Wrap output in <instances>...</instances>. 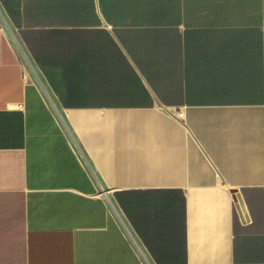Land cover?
I'll list each match as a JSON object with an SVG mask.
<instances>
[{
    "label": "crops",
    "instance_id": "0c3cea01",
    "mask_svg": "<svg viewBox=\"0 0 264 264\" xmlns=\"http://www.w3.org/2000/svg\"><path fill=\"white\" fill-rule=\"evenodd\" d=\"M0 264H264V0H0Z\"/></svg>",
    "mask_w": 264,
    "mask_h": 264
},
{
    "label": "built area",
    "instance_id": "2783aa9c",
    "mask_svg": "<svg viewBox=\"0 0 264 264\" xmlns=\"http://www.w3.org/2000/svg\"><path fill=\"white\" fill-rule=\"evenodd\" d=\"M13 41H14L15 47L17 48V50L19 52L22 68L28 70L32 75H35V71H34L32 62L30 61L29 56L24 51V49L21 47L19 42H17V40L13 39ZM177 115H178V117H181L182 113L177 112ZM99 187H100V193L106 194V190L101 185H99Z\"/></svg>",
    "mask_w": 264,
    "mask_h": 264
},
{
    "label": "bare ground",
    "instance_id": "6f19581e",
    "mask_svg": "<svg viewBox=\"0 0 264 264\" xmlns=\"http://www.w3.org/2000/svg\"><path fill=\"white\" fill-rule=\"evenodd\" d=\"M33 80L35 81L36 78L32 77ZM50 105L52 106V108L54 110L55 109V105L50 103ZM226 166H230V169L232 170L231 172V176L234 178V179H241V178H244V162H223Z\"/></svg>",
    "mask_w": 264,
    "mask_h": 264
},
{
    "label": "rangeland",
    "instance_id": "374dc122",
    "mask_svg": "<svg viewBox=\"0 0 264 264\" xmlns=\"http://www.w3.org/2000/svg\"><path fill=\"white\" fill-rule=\"evenodd\" d=\"M216 165L220 175L226 180V181H232L229 177L231 175L232 170L230 169V166H226L223 162H214ZM238 182H243V178L236 180Z\"/></svg>",
    "mask_w": 264,
    "mask_h": 264
}]
</instances>
